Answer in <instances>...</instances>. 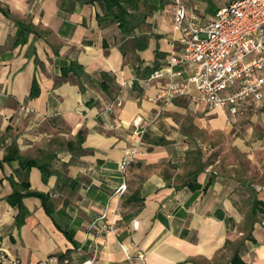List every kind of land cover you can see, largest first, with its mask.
Listing matches in <instances>:
<instances>
[{"label":"crops","instance_id":"crops-1","mask_svg":"<svg viewBox=\"0 0 264 264\" xmlns=\"http://www.w3.org/2000/svg\"><path fill=\"white\" fill-rule=\"evenodd\" d=\"M104 12L101 0H0V264H128L123 244L144 251L146 264H231L236 253L246 264H264V213L254 225L248 217L255 199L264 203V181L224 156L227 140L203 136L235 131L232 148L255 163L264 137L250 156L240 116L196 107L189 96L157 99L169 78L152 76L180 50L173 0H137L127 32ZM19 21L36 31L15 46ZM72 62L97 80L84 92L74 77L61 79ZM102 73L113 79L108 93L99 86ZM138 118L146 133L122 172ZM33 160L52 171L44 181L32 166L28 181L51 197L54 218L39 197L22 200L23 216L8 201L22 190V164ZM123 183L127 191L116 194ZM103 225L117 231L103 233Z\"/></svg>","mask_w":264,"mask_h":264},{"label":"built area","instance_id":"built-area-1","mask_svg":"<svg viewBox=\"0 0 264 264\" xmlns=\"http://www.w3.org/2000/svg\"><path fill=\"white\" fill-rule=\"evenodd\" d=\"M173 3V27L177 33L173 44H179L180 50L152 76L169 78L157 99L189 96L196 107L207 104L227 110L232 117L244 115L248 106L260 104L264 100V0H234L221 6L212 17L200 13L190 0ZM192 89L197 94H192ZM23 111L26 115L34 112L29 107ZM106 112L112 113L113 106L107 105ZM134 125L137 140L120 162L122 172L134 163L146 133L142 118L136 119ZM126 191L127 184L123 183L116 194ZM100 231L117 230L103 225ZM122 246L128 264H146L144 251ZM0 253L2 258V249Z\"/></svg>","mask_w":264,"mask_h":264},{"label":"trees","instance_id":"trees-1","mask_svg":"<svg viewBox=\"0 0 264 264\" xmlns=\"http://www.w3.org/2000/svg\"><path fill=\"white\" fill-rule=\"evenodd\" d=\"M81 1H85V0H81ZM232 1L234 0H231L230 2ZM101 2L103 3L104 6L105 19H110L113 22L119 23L122 29L126 32L129 31V26L132 29L134 28L133 19L135 18V15L132 14V12L130 11H133L135 9L137 0H101ZM65 4L66 3H62V7H65ZM68 9L71 11L73 7L70 6ZM152 9L155 10L157 8L156 6H151V10ZM210 9L213 14L216 13L217 9H213V8ZM17 25H18V31L14 40L15 46L26 43L28 41L29 35L36 31L34 26L31 23H28L27 21H19L17 22ZM100 76H101V79L99 81L100 88L106 93L110 92L113 86L112 77L105 73H102ZM71 77L75 78V81L80 86L82 92L86 90V86H85L86 84L97 81L96 79L93 78V76L86 73L84 68L77 62H72L70 66L62 70V77H61L62 80H67L70 79ZM84 132L85 130L80 131V138H82ZM32 166H37L42 170L44 181H46L47 178L52 174L50 166L47 163H40L36 160L24 162V164H22L21 167V170L25 173L23 183L21 185L22 190L16 191L14 194L9 196L8 201L10 202V204L14 206H18L23 216L25 213V208L22 204V200L25 197H29V196L39 197L43 202L46 212L52 218H54V203L51 197L48 194L39 193L30 190V184L28 181V171ZM191 187L194 189L199 188V184L195 183ZM263 206L264 203L262 201L255 199L254 207L248 214L250 222H252L250 223L251 225H254L255 222H257L259 215L264 213ZM252 228L253 226H251V230ZM248 230H250V228ZM72 236H73L72 234L68 233V237L70 238V240H72ZM248 237L249 238L251 237L250 234L248 235ZM66 258L67 255L60 256L61 260H65ZM231 264H246V263L241 258L240 254L236 253L231 260Z\"/></svg>","mask_w":264,"mask_h":264},{"label":"rangeland","instance_id":"rangeland-1","mask_svg":"<svg viewBox=\"0 0 264 264\" xmlns=\"http://www.w3.org/2000/svg\"><path fill=\"white\" fill-rule=\"evenodd\" d=\"M193 1L192 3L197 5L199 12H204L207 17L214 16L210 8L217 9L219 5H225L230 2V0ZM236 123H240V140H242L249 147V154L251 156L254 148V143L257 141L258 137H264V100L260 104H258L256 108H253V111L241 115L240 119ZM237 136L238 134H236L235 131L230 133L228 138L224 137V135H221L220 132H213L211 134L207 133L205 136H203V138L212 140L214 142L227 140L228 145L225 149L226 154H224V156L227 157V159L233 158L234 160L240 161V173L242 175L245 174L247 176H250L251 180H254L256 183L263 182L264 157L261 159V161L258 160L255 163L253 162V160L248 159V153L242 154L240 152V156H237L238 153L235 149L232 148V142Z\"/></svg>","mask_w":264,"mask_h":264}]
</instances>
